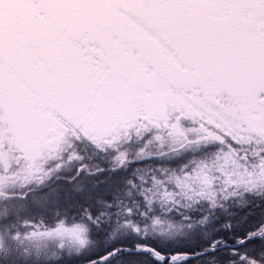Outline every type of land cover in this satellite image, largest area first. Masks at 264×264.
I'll use <instances>...</instances> for the list:
<instances>
[{"label": "snow or ice", "instance_id": "obj_1", "mask_svg": "<svg viewBox=\"0 0 264 264\" xmlns=\"http://www.w3.org/2000/svg\"><path fill=\"white\" fill-rule=\"evenodd\" d=\"M0 264H264V0H0Z\"/></svg>", "mask_w": 264, "mask_h": 264}]
</instances>
